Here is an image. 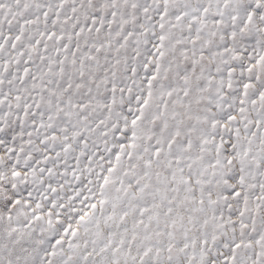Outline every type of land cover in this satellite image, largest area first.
<instances>
[{
  "label": "snow or ice",
  "instance_id": "obj_1",
  "mask_svg": "<svg viewBox=\"0 0 264 264\" xmlns=\"http://www.w3.org/2000/svg\"><path fill=\"white\" fill-rule=\"evenodd\" d=\"M0 264H264V0H0Z\"/></svg>",
  "mask_w": 264,
  "mask_h": 264
}]
</instances>
